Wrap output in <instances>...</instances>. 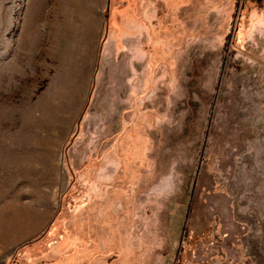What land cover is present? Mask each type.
Masks as SVG:
<instances>
[{
  "label": "rangeland",
  "instance_id": "obj_1",
  "mask_svg": "<svg viewBox=\"0 0 264 264\" xmlns=\"http://www.w3.org/2000/svg\"><path fill=\"white\" fill-rule=\"evenodd\" d=\"M0 264H264V0H0Z\"/></svg>",
  "mask_w": 264,
  "mask_h": 264
}]
</instances>
